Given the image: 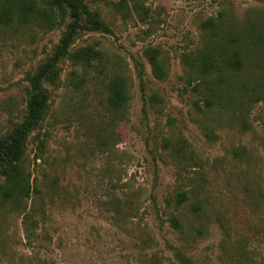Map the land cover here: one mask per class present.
<instances>
[{
    "label": "rangeland",
    "instance_id": "374dc122",
    "mask_svg": "<svg viewBox=\"0 0 264 264\" xmlns=\"http://www.w3.org/2000/svg\"><path fill=\"white\" fill-rule=\"evenodd\" d=\"M91 8L109 30L81 31L70 56L94 49L97 57L85 68L63 59L47 86L50 108L25 160L43 204L39 195L29 201L28 221L24 207L0 205V264H264V0H95ZM209 19L217 28L206 31ZM64 30L0 19V135L22 122L26 74ZM233 33L245 61L238 72L224 67ZM148 49L159 52L163 79ZM207 49L217 66L203 75ZM115 75L127 77L131 96L116 121L106 90ZM182 190L190 202L175 211Z\"/></svg>",
    "mask_w": 264,
    "mask_h": 264
},
{
    "label": "trees",
    "instance_id": "16d2710c",
    "mask_svg": "<svg viewBox=\"0 0 264 264\" xmlns=\"http://www.w3.org/2000/svg\"><path fill=\"white\" fill-rule=\"evenodd\" d=\"M95 0H5L0 7V19H17L18 22L28 24L32 21H39L49 29L65 26L59 44L54 53L41 63L35 72L26 74L28 83L26 110L21 123L8 133L0 135V169L5 181L0 184V205H18L24 207L25 220L32 218L33 209L27 210L30 200L37 199L43 204L42 191L38 188L36 179L32 180V175L26 169L25 160L27 156L28 143L30 137L42 126L49 108L50 91L48 85H55L59 78L61 69L59 64L65 58L70 57L74 62L83 68L89 66L93 58L97 57L94 49H89L86 53L71 55V48L75 37L81 31L105 32L109 30L107 24L100 18V15L93 11L91 4ZM204 30L216 29L217 25L212 19L203 23ZM232 51L224 59V67L228 71L238 72L245 67L243 53L239 50L240 37L233 33L229 36ZM149 62L153 66L155 76L163 79L166 75L165 68L159 57V52L154 49L145 51ZM215 55L212 51L203 50L200 55L199 68L203 75L216 70ZM138 76L143 85V64L136 62ZM107 106L113 119L116 121L124 116L131 100L130 86L127 77L115 75L106 86ZM39 150L43 145H39ZM36 159L39 155H36ZM54 200V194L52 195ZM168 206H171L170 199H166ZM190 191H179L175 195L174 209L179 210L183 205L189 204ZM41 208V207H40ZM192 214H199L202 211L201 204L195 202L190 209ZM45 213V212H43ZM33 228H38V221H33ZM171 226L175 230H181V219L172 215ZM32 229V228H31ZM30 236H35V232L28 230ZM180 252V249H176ZM181 256V255H179ZM183 264H190V260L180 257Z\"/></svg>",
    "mask_w": 264,
    "mask_h": 264
}]
</instances>
